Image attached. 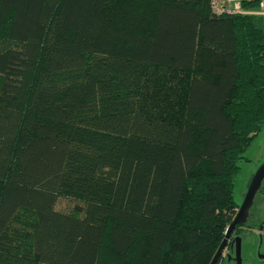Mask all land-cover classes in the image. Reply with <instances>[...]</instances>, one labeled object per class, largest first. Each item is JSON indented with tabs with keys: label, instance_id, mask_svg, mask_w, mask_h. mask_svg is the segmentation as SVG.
<instances>
[{
	"label": "trees",
	"instance_id": "obj_1",
	"mask_svg": "<svg viewBox=\"0 0 264 264\" xmlns=\"http://www.w3.org/2000/svg\"><path fill=\"white\" fill-rule=\"evenodd\" d=\"M259 2L0 0V264H209L264 125Z\"/></svg>",
	"mask_w": 264,
	"mask_h": 264
},
{
	"label": "flooded vegetation",
	"instance_id": "obj_2",
	"mask_svg": "<svg viewBox=\"0 0 264 264\" xmlns=\"http://www.w3.org/2000/svg\"><path fill=\"white\" fill-rule=\"evenodd\" d=\"M263 195L264 179L262 180L261 185L253 198L252 205L248 210L245 221L241 224H237L234 227L226 242L223 251V253H225L223 256L224 260L221 261V257L218 263L225 262L226 264H264V221H262L258 225V216L253 212L256 199ZM242 201L240 203H237V208L235 209L232 220L236 216V213ZM245 239H249L251 243L247 245L244 244Z\"/></svg>",
	"mask_w": 264,
	"mask_h": 264
},
{
	"label": "rangeland",
	"instance_id": "obj_3",
	"mask_svg": "<svg viewBox=\"0 0 264 264\" xmlns=\"http://www.w3.org/2000/svg\"><path fill=\"white\" fill-rule=\"evenodd\" d=\"M160 74L167 75V73L163 71L160 72ZM244 158L245 161L240 164L239 172L234 180L233 195L236 203H240L242 201L251 178L256 170L264 163V125L244 153ZM75 205L82 206V204L77 201L59 197L55 203V210L60 213H67ZM253 212L258 216L259 225L262 221H264V195L256 199ZM249 243H251L250 240L245 239L244 244L247 245ZM224 254L225 253H222L221 261L224 260ZM218 264L226 263L220 262Z\"/></svg>",
	"mask_w": 264,
	"mask_h": 264
},
{
	"label": "water",
	"instance_id": "obj_4",
	"mask_svg": "<svg viewBox=\"0 0 264 264\" xmlns=\"http://www.w3.org/2000/svg\"><path fill=\"white\" fill-rule=\"evenodd\" d=\"M264 179V163L256 170L254 173L249 186L247 188L246 194L243 198V201L236 213V216L234 219L230 222V224L226 227L225 232H224V237L216 249L214 255L212 256L209 264H217L220 258L222 257V253L224 251L226 242L233 231L234 227L237 224H241L245 221L248 210L250 206L252 205L253 198L258 191L262 180ZM238 255V254H237Z\"/></svg>",
	"mask_w": 264,
	"mask_h": 264
},
{
	"label": "built area",
	"instance_id": "obj_5",
	"mask_svg": "<svg viewBox=\"0 0 264 264\" xmlns=\"http://www.w3.org/2000/svg\"><path fill=\"white\" fill-rule=\"evenodd\" d=\"M211 13L215 16L235 15L242 13L239 8L234 7L232 0H207ZM257 14L264 16V0H260Z\"/></svg>",
	"mask_w": 264,
	"mask_h": 264
},
{
	"label": "crops",
	"instance_id": "obj_6",
	"mask_svg": "<svg viewBox=\"0 0 264 264\" xmlns=\"http://www.w3.org/2000/svg\"><path fill=\"white\" fill-rule=\"evenodd\" d=\"M234 7L238 8V0H232L231 3Z\"/></svg>",
	"mask_w": 264,
	"mask_h": 264
}]
</instances>
